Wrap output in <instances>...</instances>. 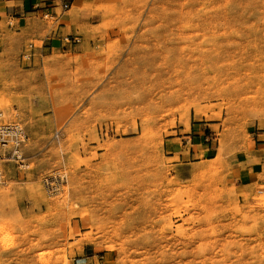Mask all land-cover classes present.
Returning a JSON list of instances; mask_svg holds the SVG:
<instances>
[{
    "label": "rangeland",
    "instance_id": "rangeland-1",
    "mask_svg": "<svg viewBox=\"0 0 264 264\" xmlns=\"http://www.w3.org/2000/svg\"><path fill=\"white\" fill-rule=\"evenodd\" d=\"M83 3L72 49L0 65V122L29 136L0 264H264V0Z\"/></svg>",
    "mask_w": 264,
    "mask_h": 264
},
{
    "label": "crops",
    "instance_id": "crops-1",
    "mask_svg": "<svg viewBox=\"0 0 264 264\" xmlns=\"http://www.w3.org/2000/svg\"><path fill=\"white\" fill-rule=\"evenodd\" d=\"M77 1V2H76ZM84 0H5V7L11 8V11H5V19L9 20L10 30L15 32L14 34H4L2 35V48H7L11 40H14L13 44L15 46V51H13L14 58H4L2 59V72L7 76L8 79H17V73L20 72L21 67L19 65L18 56L22 52V47L27 40H39L48 44L49 47L45 48L44 51H49L52 56L53 53L61 54L64 51L63 44L60 41V36L63 34H69L76 31L78 22H84L88 19V12L83 7ZM76 3V5H74ZM66 5V9L63 8ZM49 13V15L54 20L52 24H48L42 19L29 22L30 19H38L40 13ZM35 15V16H34ZM6 20V21H7ZM86 22V21H85ZM8 49V48H7ZM3 50V49H2ZM4 52L0 51V53ZM65 52V51H64ZM17 57V59H15ZM4 68V69H3ZM7 68V69H6ZM30 70L24 69L23 72ZM20 87L14 88V92L20 93ZM10 90H13L10 88ZM204 124H193L192 125V136L191 139L200 138V140H206L205 133L202 132L200 127ZM198 126L199 130L197 134H194V127ZM201 144V141H199ZM200 147L205 151L204 156L207 155L209 147L200 145ZM264 154V153H262ZM260 163H252L249 166H245L242 178L250 182L261 183L257 178V174L261 173Z\"/></svg>",
    "mask_w": 264,
    "mask_h": 264
},
{
    "label": "built area",
    "instance_id": "built-area-1",
    "mask_svg": "<svg viewBox=\"0 0 264 264\" xmlns=\"http://www.w3.org/2000/svg\"><path fill=\"white\" fill-rule=\"evenodd\" d=\"M66 7V5H63L64 9ZM46 17L52 18L49 13L45 12L43 18ZM60 41L64 50H70L80 41V38L73 34H63L60 36ZM48 47L49 45L43 42H40L38 47L34 42H29L21 52L22 65L33 64L35 59L47 54L44 49ZM28 141L29 136L19 122H0V184L4 182V166L6 163H15L19 168L25 166L22 151Z\"/></svg>",
    "mask_w": 264,
    "mask_h": 264
}]
</instances>
